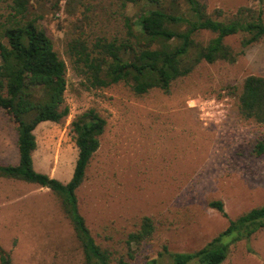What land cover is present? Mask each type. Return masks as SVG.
I'll use <instances>...</instances> for the list:
<instances>
[{"label":"rangeland","instance_id":"obj_1","mask_svg":"<svg viewBox=\"0 0 264 264\" xmlns=\"http://www.w3.org/2000/svg\"><path fill=\"white\" fill-rule=\"evenodd\" d=\"M215 19L234 17L241 9L262 10L264 0H201ZM78 2V3H77ZM112 0H77L59 10L34 2L39 18L67 64L66 105L60 123L44 122L35 131V169L67 183L78 149L73 119L96 109L107 125L100 148L77 191L81 214L97 243L114 256L126 255L125 240L144 217L155 224L151 239L134 247L129 264H171L170 253L203 248L227 226L264 205V125L242 119L233 95L250 75L264 77V41L245 50L236 63H202L177 80L169 94L152 90L136 96L121 83L89 88L65 53L66 43L82 25L88 35H113L120 24ZM5 5L0 2V11ZM80 29V28H79ZM213 36L204 33L200 39ZM241 36L226 39L241 51ZM239 91V90H237ZM18 133L0 111V164L18 163ZM224 203L227 217L209 206ZM0 245L14 264H83V252L59 198L49 189L0 177ZM223 264H264V229L249 241L231 246Z\"/></svg>","mask_w":264,"mask_h":264},{"label":"trees","instance_id":"obj_2","mask_svg":"<svg viewBox=\"0 0 264 264\" xmlns=\"http://www.w3.org/2000/svg\"><path fill=\"white\" fill-rule=\"evenodd\" d=\"M76 1L0 0L5 5L0 11V111L17 129L19 154L17 164H0V177L36 184L59 198L82 249L83 264H129L126 257L134 259V247L155 233L153 220L142 219L139 229L125 240L126 255L117 258L112 250L97 243L77 198L91 160L100 148L106 119L93 108L73 119L71 132L78 159L69 182L41 173L34 166L36 129L44 122L60 123L70 115V109L65 98L67 64L39 18L31 12L32 4L42 2L59 10L63 2ZM112 1L113 15L120 24L116 34L88 35L80 25L66 43V55L89 88L123 83L136 96L156 89L169 94L177 80L190 76L202 63H236L247 48L264 41L262 10L243 8L230 19L218 20L201 0ZM204 33L213 37L204 41L200 39ZM239 35L242 49L235 52L226 39ZM233 95L238 98L242 119L264 125V77H246ZM254 153L258 157L264 154V142L255 146ZM209 206L227 217L222 201H211ZM263 229L264 205L229 219L227 228L203 248L170 253L171 264H223L233 244L249 241ZM0 264H14L10 252L1 245Z\"/></svg>","mask_w":264,"mask_h":264}]
</instances>
